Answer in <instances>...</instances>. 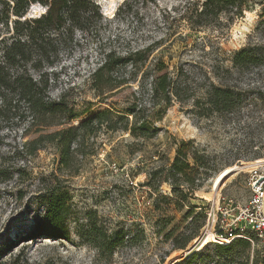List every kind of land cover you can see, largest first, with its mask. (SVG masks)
Listing matches in <instances>:
<instances>
[{"label":"rangeland","instance_id":"obj_1","mask_svg":"<svg viewBox=\"0 0 264 264\" xmlns=\"http://www.w3.org/2000/svg\"><path fill=\"white\" fill-rule=\"evenodd\" d=\"M89 1L82 28L66 41L69 23L54 15L42 30L52 44L41 54L30 41L15 66L72 118L39 132L0 117V264H264L257 241L196 250L220 232L208 215L222 199L245 204L249 169L264 167V65L230 62L264 46V0L200 28L189 24L194 0ZM47 11L30 7L0 36L19 40ZM92 117L75 142L57 143Z\"/></svg>","mask_w":264,"mask_h":264},{"label":"trees","instance_id":"obj_2","mask_svg":"<svg viewBox=\"0 0 264 264\" xmlns=\"http://www.w3.org/2000/svg\"><path fill=\"white\" fill-rule=\"evenodd\" d=\"M244 4L245 0H194L188 17L189 24L192 28H200L209 26L222 14L240 17ZM34 5L48 8L46 14L31 21L35 25L41 24V27H32L28 22H24L23 25L26 28L17 33L19 40L14 39L13 34L0 36V117L17 121L27 120L31 122L32 127L39 131L62 123H69L72 117L65 115L69 113L70 109L62 101L50 100L46 96L47 86L40 79L19 75L15 72V66L20 61L28 60L27 58L31 54L29 53L30 41H34L37 52L41 54H43L44 47H49L52 44L51 39L43 38V33L45 34L47 31L42 32V30L50 29L54 15L62 21V25L66 22L69 23L62 32V36L67 41L73 29L82 28L88 22L93 5L89 0H0V32L9 29V21L14 23V30L18 32L16 29L19 25L18 19L25 17L29 8ZM12 17L16 19L13 21ZM230 62L232 67L237 70L262 66L264 65V46L243 47L232 53ZM224 72L228 73L229 70H224ZM92 119L93 117L87 118L79 122L77 127L69 126L66 130H62L57 136L66 135L69 140L66 141L65 137H60L57 143L66 145L75 142V131L84 128ZM44 138L40 137V139ZM39 222L38 228L43 223L42 220ZM43 231L49 232L48 234L51 236L65 238L61 229L43 228L41 232Z\"/></svg>","mask_w":264,"mask_h":264},{"label":"built area","instance_id":"obj_3","mask_svg":"<svg viewBox=\"0 0 264 264\" xmlns=\"http://www.w3.org/2000/svg\"><path fill=\"white\" fill-rule=\"evenodd\" d=\"M261 177H264V167L259 163L248 171L246 184L249 196L246 203L241 206L235 205L231 199H222L219 214L215 218L208 215V221L211 220L213 225L220 224V232L215 235L217 244L225 246L235 240L254 244L257 241L261 244L260 254L264 259V178Z\"/></svg>","mask_w":264,"mask_h":264},{"label":"bare ground","instance_id":"obj_4","mask_svg":"<svg viewBox=\"0 0 264 264\" xmlns=\"http://www.w3.org/2000/svg\"><path fill=\"white\" fill-rule=\"evenodd\" d=\"M111 1V0H110ZM112 4V3H110ZM113 6V5H112ZM111 6V7H112ZM112 10V9H111ZM107 14V13H106ZM109 14V13H108ZM112 15V12H111ZM234 171L233 168H227L225 170H223L216 178L215 182H214V189L218 188L221 184L222 181L225 179V177H227L229 174H231ZM208 235V234H207ZM218 241L217 238L215 236H213L212 234H209L208 236L204 237L203 240L199 243V245L197 246L196 250L200 251L202 250L208 243L211 242H216Z\"/></svg>","mask_w":264,"mask_h":264},{"label":"water","instance_id":"obj_5","mask_svg":"<svg viewBox=\"0 0 264 264\" xmlns=\"http://www.w3.org/2000/svg\"><path fill=\"white\" fill-rule=\"evenodd\" d=\"M261 178H264V177H261ZM261 178H259V179H261ZM259 179H258V180H259ZM258 180H257V181H258ZM257 181L255 182L254 187H255ZM263 216H264V198H263Z\"/></svg>","mask_w":264,"mask_h":264}]
</instances>
